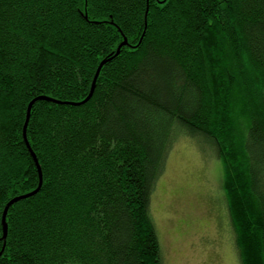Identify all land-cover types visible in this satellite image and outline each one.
I'll return each instance as SVG.
<instances>
[{"label": "trees", "instance_id": "1", "mask_svg": "<svg viewBox=\"0 0 264 264\" xmlns=\"http://www.w3.org/2000/svg\"><path fill=\"white\" fill-rule=\"evenodd\" d=\"M179 132L215 148L242 264H264V0H0V264H163Z\"/></svg>", "mask_w": 264, "mask_h": 264}, {"label": "rangeland", "instance_id": "2", "mask_svg": "<svg viewBox=\"0 0 264 264\" xmlns=\"http://www.w3.org/2000/svg\"><path fill=\"white\" fill-rule=\"evenodd\" d=\"M223 173L208 139L174 136L150 205L163 264H242Z\"/></svg>", "mask_w": 264, "mask_h": 264}, {"label": "water", "instance_id": "3", "mask_svg": "<svg viewBox=\"0 0 264 264\" xmlns=\"http://www.w3.org/2000/svg\"><path fill=\"white\" fill-rule=\"evenodd\" d=\"M127 44H128V41H127V39H125L124 42L118 47V49H117V51H116V54L120 53L121 47L124 46V45H127ZM106 61H107V60H104V61H102V62L100 63L99 68H98V70L96 71L95 77H94V79H93V83H92V87H91L90 95L84 100V102L87 101V100L92 96V94H93V92H94V89H95V85H96V81H97L98 75H99V73H100V70H101L102 66L104 65V63H105ZM43 98H44V97H43ZM47 99L52 100L51 98H47ZM53 101H54V100H53ZM31 105H32V103L30 104V106H29V108H28V114H27L26 123H25V128H24L25 131H26V127H27V125H28L29 117H30V109H31ZM35 160H36V162H37V158H36V157H35ZM37 165H38L39 173H40V184H39V187H38L36 190H34L33 192H30V193L27 194V195H23V196H21V197H16V198L11 199V201H9V203L7 204V206H6L5 210H4V213H3V224H4V236H3V238H6L7 233H8V225H7V223L5 222V220H6V214H7V211H8V207H9L12 203H14L16 200H18V199L36 193V192L39 190V188L41 187L42 180H43V178H42V172H41V169H40V166H39L38 163H37Z\"/></svg>", "mask_w": 264, "mask_h": 264}]
</instances>
